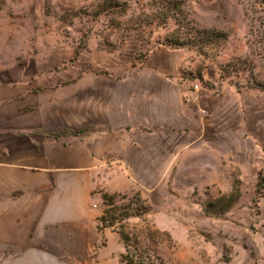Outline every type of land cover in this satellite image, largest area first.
<instances>
[{
	"label": "rangeland",
	"instance_id": "rangeland-1",
	"mask_svg": "<svg viewBox=\"0 0 264 264\" xmlns=\"http://www.w3.org/2000/svg\"><path fill=\"white\" fill-rule=\"evenodd\" d=\"M0 57L55 89L87 83L86 108L148 90L134 188L95 204L134 210L115 227L142 255L264 264V0H0ZM99 246L79 264H122L118 231Z\"/></svg>",
	"mask_w": 264,
	"mask_h": 264
},
{
	"label": "crops",
	"instance_id": "crops-1",
	"mask_svg": "<svg viewBox=\"0 0 264 264\" xmlns=\"http://www.w3.org/2000/svg\"><path fill=\"white\" fill-rule=\"evenodd\" d=\"M53 76L0 57V264H79L100 253L96 191L130 192L132 152H145L147 89L124 102L114 89L86 108L87 83L55 89Z\"/></svg>",
	"mask_w": 264,
	"mask_h": 264
},
{
	"label": "trees",
	"instance_id": "trees-1",
	"mask_svg": "<svg viewBox=\"0 0 264 264\" xmlns=\"http://www.w3.org/2000/svg\"><path fill=\"white\" fill-rule=\"evenodd\" d=\"M163 15L164 18L167 17L166 12L161 13V16ZM102 196L104 203L108 205H113V203L111 202L113 195L104 192ZM134 214L136 213L130 206L122 210L120 214L116 213L114 208L109 207L108 209L103 211L102 214L98 216V229L99 231L103 232L106 228H112L113 230L119 232L121 238L125 243V248H126V252L122 253L120 256L122 264H154L150 256L142 255L141 252H139L138 248L132 246V244L130 243L131 240L129 234L120 230L119 228L116 229L115 227L118 219L127 220L129 217H131Z\"/></svg>",
	"mask_w": 264,
	"mask_h": 264
}]
</instances>
